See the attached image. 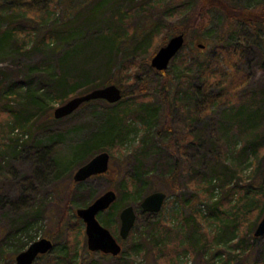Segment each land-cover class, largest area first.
<instances>
[{"label":"trees","instance_id":"16d2710c","mask_svg":"<svg viewBox=\"0 0 264 264\" xmlns=\"http://www.w3.org/2000/svg\"><path fill=\"white\" fill-rule=\"evenodd\" d=\"M127 1L131 5L125 7ZM189 2L191 8L183 0H0V53L5 43L9 47L13 45L18 53L26 57L37 55L36 63L23 70L21 82L7 87L0 82V118L7 120L5 133L12 134L14 130L23 132L36 119L51 118L50 111L55 103L62 105L68 98L83 95L101 85H117L122 94L117 103L95 100L80 106L104 104L101 110L103 118L95 117L90 134L76 150V165L81 167L89 156L100 152L116 155L126 151L122 158L126 157L127 169L122 186L115 187L118 193H122L125 187L135 199L145 192L147 195L155 191L176 197L180 208L170 219L154 218V214L141 210L135 212L136 223L127 237L126 247L123 246L125 241L117 238L123 246L120 255L115 257L118 264H129L131 260L135 264L136 256L143 261L137 264H182L180 258L186 253L195 257L207 248L205 244L216 239L217 235L208 230L212 224L222 229V222L228 219L231 222L228 229L230 236L250 237L252 232L248 227L264 214V182L257 187L238 183L230 187L228 179L231 177L229 169L238 174L241 171V167L230 160L231 157L243 155L249 148L248 144L255 150L258 145L252 131L258 121L259 107L248 109L237 99L238 89L245 84L240 77L245 50L242 44L235 42L215 45L206 57L199 59L197 54L184 49L186 37L197 35V31H207L206 20L212 10L221 13L227 25L232 22L240 25L242 30L238 36L243 39L246 35L251 36L252 43L262 48L264 6L248 10L235 8L225 0ZM134 10L139 12L133 14ZM146 12H149L147 16H151L147 26L128 27L127 23L134 16ZM244 26L249 30H244ZM178 34L184 35V46L170 62L178 69V79L175 80L169 78L166 71H155L149 63L155 52ZM206 38L203 36L204 40ZM130 41L133 49L120 55L118 48ZM193 66H199L198 84L194 83ZM100 70L103 71L102 79L95 76ZM128 79H132L138 93L148 97L146 93L154 91L169 104L167 113L170 119L163 120L154 135L145 129L147 115L143 117L137 113L144 102L127 99L122 85ZM225 88L233 95L226 91L227 96H223ZM167 91L174 93L173 99L169 100ZM232 98L234 100H230ZM233 102L239 103V106L234 108ZM118 106L121 108L116 109ZM215 107H222L229 113L234 110L240 124L234 139L226 137L215 127L208 132L194 129L199 111L204 116L211 115ZM129 120L133 123L141 121L145 130L137 146L127 151V137L131 131H136ZM259 126H263L259 144L264 146V117L259 120ZM250 135L252 139H249ZM234 140L239 141L238 148ZM40 152L44 157L48 151L41 149ZM213 180L220 188L216 201L213 200ZM73 195L76 197L75 192ZM197 201L206 204L207 214L193 208ZM82 204V207L88 205ZM19 209H23L25 214L40 213L34 199H28ZM247 214L248 218L244 219ZM63 218L55 222V232L49 239L53 243L52 250L60 243L58 255L50 257L44 264H96L90 257H84L85 246L78 250L74 241L76 234L72 240L71 231H76L74 227L81 220L75 214L66 223L62 222ZM22 221L25 224L27 220L22 218ZM196 231L201 232L197 239L194 238ZM250 239L254 241L257 238L252 234ZM196 240L203 245H197ZM86 253L87 256L92 254ZM99 256L104 260L114 259ZM45 257L38 259L43 261ZM211 261L207 264H212ZM254 264H264V244Z\"/></svg>","mask_w":264,"mask_h":264},{"label":"rangeland","instance_id":"374dc122","mask_svg":"<svg viewBox=\"0 0 264 264\" xmlns=\"http://www.w3.org/2000/svg\"><path fill=\"white\" fill-rule=\"evenodd\" d=\"M183 1H186L191 8L189 0ZM225 1L235 8H246L248 10L257 9L261 5L264 6V0ZM124 5L125 7L131 5L130 1L125 2ZM134 6L137 7V4ZM136 11L134 10L133 14L139 12ZM147 13L149 12L141 16H134L127 23L128 27L133 29L137 26L142 28L147 26L151 20V16H147ZM208 17L206 20L207 31L204 33L197 31V35L186 37L184 49L186 52L191 51L192 54H197L199 59H202L208 55L215 45L220 46L234 42L242 44L245 52L243 54V62L240 65V72L242 73L240 77L245 81V84L238 89L237 99H239L240 104H244L248 109H256L257 107L255 106L259 107L257 108L258 121L254 125V131H252V134L256 136L254 138H256L258 145L255 147V150L251 147V144H248L249 148L243 155H233L231 157L232 159L227 155L235 165L241 167L239 174L229 169L228 174L231 177L228 179H230V187H233L235 183L241 186L249 184L251 187H257L264 182V146H261V143L259 144L262 135L260 134V130L263 127L259 126V120L262 121L264 117V46L259 43L262 48H257L252 43V40H250L251 36L248 37L246 35V39L238 36L242 27L235 24V22L227 25L226 19L221 13L216 12V10L210 11ZM243 29L246 30L247 27L244 26ZM203 36L207 37V40H204ZM237 37L240 39H237ZM200 44H203V47H200ZM6 46L8 45L3 43L2 52L0 53V82L4 87L10 86L17 81L21 82L23 80V70L27 69L28 66H32L37 61L36 54L26 57L18 53L13 45L10 47ZM132 49L133 43L130 41L125 46H120L118 53L122 55ZM191 62L192 60H190L189 64ZM191 68L195 76L194 83L198 84L199 80L197 75L199 66H193ZM102 72L100 70L95 76L102 79ZM166 72L169 78L178 79V69L175 66L172 67L169 64ZM142 74L145 75L146 73ZM115 80H119V78L117 79L115 77ZM122 87L126 92L127 99H134L135 102H144L143 107H138L137 113L143 117L147 115L148 118L144 122L145 129H148L150 135L151 133L154 135L156 130L160 128L162 121L170 119L167 113L169 104L164 102L160 95L154 93V91L146 93L148 97L143 93H138L137 87L134 86L132 79L124 82ZM183 90L185 89L183 88ZM226 91L230 90L223 89V96H227ZM167 94H169V100L173 99L174 93L170 94L167 91ZM223 99L225 98L223 97ZM230 100L234 99L232 98ZM239 103L235 104L233 102V107L237 108ZM103 105L102 103H93L82 106L68 118L65 117L54 121L52 111L59 106L58 103H55L50 111L51 118L36 119V122L24 129L23 132L14 130L12 134L5 133L4 128L7 120L5 121V118H0V264H15V256L26 250L32 242L41 238L51 239L50 237L55 232V222L60 217H64L62 222L66 223L75 214L74 210L82 208V203L88 204L90 200H94L107 190H112L116 193V201L107 211L99 213L97 220L116 238H119V212L126 206H132L136 213L141 210L140 206L137 207V205L148 195H146L147 192L141 194V196L139 195L140 197L138 196V199H135V196L125 190V187H123L122 193H118L115 189L117 186H122L124 181V173L127 167L125 163L126 157L123 159L122 154H127L126 151H123L122 154H108L110 157L109 169L104 173V177L102 176L104 174H102L91 177L84 182L75 183L73 181V175L78 169L77 167H79L74 161V155L77 148L90 134V127L94 126L95 122L93 120L95 117L97 119L103 118L101 113ZM119 108L121 107L118 106L116 109ZM174 109L175 106L171 109L170 113ZM151 114L154 116H151ZM129 121L136 131H131L127 137L125 142V149L127 151L137 146L145 130L142 128L141 121H135L134 123L131 122L133 120ZM237 125L240 124L236 116H234V110L229 113V111H225L222 107H215L211 115L204 116L199 111L193 126L194 129H205L206 132L215 127L220 129L226 137H233L234 139ZM242 126H244V123H242ZM252 138V135H250L249 139ZM234 142L236 143V148H238L239 141L234 140ZM230 145L229 143V147ZM41 149L48 151L46 155H43L44 157L40 155ZM252 150H255V152H252ZM106 153L108 152L106 151ZM91 157L89 156L88 159L90 160ZM30 182L31 185H29ZM212 185L214 186L212 190L213 200L216 201L220 196V188L216 185L215 180L212 181ZM74 192L76 193V197L73 195ZM163 193L166 195L165 200L160 211L155 213L153 217L170 219L174 217L180 207L175 195H168L166 192ZM28 199H34V202L39 205L40 213L34 214L33 212H29L25 214L23 213V209H19ZM234 199L235 195L232 198V202H234ZM193 208L203 214H207V206L205 203L197 201L194 203ZM185 212L187 214L188 210ZM247 216L248 214L246 216L244 215V219L248 218ZM262 216L255 224L248 227L252 232L250 237H252L254 229ZM22 218L24 221L27 220L25 224ZM139 221V224H141L142 221ZM81 222L77 223L76 227H74L76 231L72 229L71 234L72 240L75 234L77 236L74 241L78 244L77 248L79 251L85 246L86 251L84 253L85 255L83 254L84 257H90L89 259L95 260L96 264H118V260L115 258H106V260L100 258L99 253H92L90 256H87L86 252L88 250L86 247L84 224ZM230 226L231 222L228 219L222 222V229L221 227H216L214 224L209 226L208 230L212 235H217L216 239L205 244L207 248L201 250L195 257H191L190 254L186 253L180 258V262L182 264H207V261L212 260V264H254L263 247L264 236L254 241L248 235L244 236V238L234 235L230 236L228 232ZM200 234V231H196L194 238L197 239ZM124 241L125 245L123 246L126 247L127 239ZM196 243H198L197 245L200 243L199 246L203 245L198 240H196ZM58 245L54 250L46 254L47 257L43 261L37 258L33 264L46 263L50 257L58 253V247L61 246L60 243ZM59 254L62 255L60 252ZM135 260V264L143 262L139 256H136ZM133 261L131 260L129 264H134L132 263Z\"/></svg>","mask_w":264,"mask_h":264},{"label":"water","instance_id":"95a60500","mask_svg":"<svg viewBox=\"0 0 264 264\" xmlns=\"http://www.w3.org/2000/svg\"><path fill=\"white\" fill-rule=\"evenodd\" d=\"M184 46V35L178 34L171 37L164 46H161L150 60V67L157 72L166 71L171 60ZM202 47V45H199ZM122 97L121 90L114 84H109L83 95L75 96L59 105L52 111L54 120H60L68 117L75 112L82 104L103 100L108 104L117 103ZM110 157L106 152H100L93 156L88 162L79 167L74 175L75 183L84 182L95 175H102L109 169ZM166 195L163 192L155 191L145 196L140 202V209L143 213L155 214L162 207ZM116 200V193L107 190L95 198L86 207L75 210L76 217L84 224L86 236V247L90 253H101L117 257L122 247L118 240L110 233L108 229L100 224L97 215L110 208ZM136 214L132 206L124 207L119 213V238L125 240L135 222ZM264 236V214L254 229L253 237L261 238ZM53 249V243L47 238H41L32 242L26 250L18 253L15 258V264H33L39 257L46 255Z\"/></svg>","mask_w":264,"mask_h":264}]
</instances>
